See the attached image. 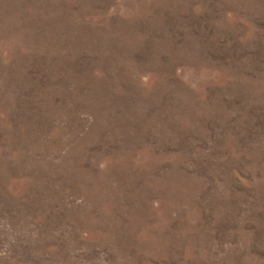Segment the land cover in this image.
<instances>
[{
	"label": "rangeland",
	"instance_id": "1",
	"mask_svg": "<svg viewBox=\"0 0 264 264\" xmlns=\"http://www.w3.org/2000/svg\"><path fill=\"white\" fill-rule=\"evenodd\" d=\"M0 264H264V0H0Z\"/></svg>",
	"mask_w": 264,
	"mask_h": 264
}]
</instances>
